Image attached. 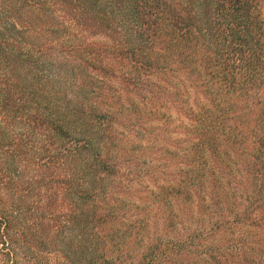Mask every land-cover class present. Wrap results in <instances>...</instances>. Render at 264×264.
Returning a JSON list of instances; mask_svg holds the SVG:
<instances>
[{
	"label": "trees",
	"instance_id": "16d2710c",
	"mask_svg": "<svg viewBox=\"0 0 264 264\" xmlns=\"http://www.w3.org/2000/svg\"><path fill=\"white\" fill-rule=\"evenodd\" d=\"M181 70L206 102L142 194L107 78ZM0 264H264V0H0Z\"/></svg>",
	"mask_w": 264,
	"mask_h": 264
},
{
	"label": "rangeland",
	"instance_id": "374dc122",
	"mask_svg": "<svg viewBox=\"0 0 264 264\" xmlns=\"http://www.w3.org/2000/svg\"><path fill=\"white\" fill-rule=\"evenodd\" d=\"M173 76H151L150 91L137 90L124 78H107L118 90L108 106L116 120L119 166L128 177L138 176L133 188L142 194L145 186L174 176L185 142L193 137L192 115L206 102L193 76L182 70Z\"/></svg>",
	"mask_w": 264,
	"mask_h": 264
}]
</instances>
